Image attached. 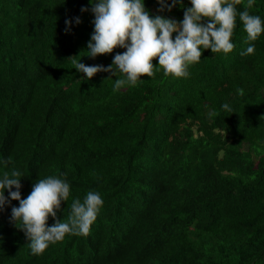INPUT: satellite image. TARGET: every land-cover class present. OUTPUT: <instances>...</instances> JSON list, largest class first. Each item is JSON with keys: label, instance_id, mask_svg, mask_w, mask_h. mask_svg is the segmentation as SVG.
<instances>
[{"label": "trees", "instance_id": "16d2710c", "mask_svg": "<svg viewBox=\"0 0 264 264\" xmlns=\"http://www.w3.org/2000/svg\"><path fill=\"white\" fill-rule=\"evenodd\" d=\"M145 4L183 19L179 4ZM82 7L89 0H0V178L15 166L26 198L38 179L66 174L62 220L88 191L104 205L90 235L34 255L10 222L12 200L0 211V264H264V33L242 56L237 18L231 53L208 49L186 79L160 70L113 92L120 74L89 80L73 68L74 55L108 66L124 51L86 55L94 14ZM249 11L264 21V0Z\"/></svg>", "mask_w": 264, "mask_h": 264}, {"label": "clouds", "instance_id": "9594fccd", "mask_svg": "<svg viewBox=\"0 0 264 264\" xmlns=\"http://www.w3.org/2000/svg\"><path fill=\"white\" fill-rule=\"evenodd\" d=\"M156 2L158 13H170L179 4L184 9L183 19L151 14L145 0H89L91 8H81V12L90 10L94 14V30L86 55L96 58L112 54L117 48L125 51L116 52L108 66L87 65L79 55H74L73 68L89 80L99 72L115 77L120 74L122 78H117L113 86V92H118L126 86H137L142 76L154 77L160 70L165 76L186 79L190 76V66L201 60L205 50L210 49L214 54L231 53L235 48L232 41L237 18L247 33L248 47L240 53L242 56L254 54L253 42L264 33V21L249 11L254 0H246L243 11L237 9L243 0H190L191 6H185L184 0ZM81 22L79 17L75 18L77 25ZM65 23V32H70L72 21ZM238 91L243 94V90ZM222 107L232 112L229 104ZM3 163H12L11 157ZM62 176L66 174L38 179L26 198H22L20 191L23 173L15 166L4 171L0 178V211L12 200L19 202V206L11 207L10 222L24 232L34 255L63 241L66 235H90L91 226L104 205L98 191H88L83 201L78 197L72 200L67 220L60 219L62 203L71 195L70 183ZM50 217L55 221L51 226L48 225Z\"/></svg>", "mask_w": 264, "mask_h": 264}, {"label": "rangeland", "instance_id": "374dc122", "mask_svg": "<svg viewBox=\"0 0 264 264\" xmlns=\"http://www.w3.org/2000/svg\"><path fill=\"white\" fill-rule=\"evenodd\" d=\"M124 51H125V49H124Z\"/></svg>", "mask_w": 264, "mask_h": 264}]
</instances>
